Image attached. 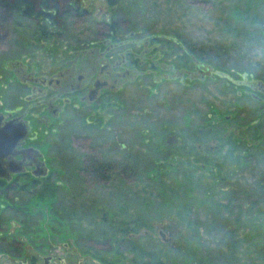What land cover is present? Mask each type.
<instances>
[{
	"label": "rangeland",
	"instance_id": "rangeland-1",
	"mask_svg": "<svg viewBox=\"0 0 264 264\" xmlns=\"http://www.w3.org/2000/svg\"><path fill=\"white\" fill-rule=\"evenodd\" d=\"M77 2L87 13L57 27L13 14L2 32L0 73L3 60L48 66L72 58L70 51L101 37L103 24L95 18L102 9L99 19L140 37L172 35L176 41L166 49H189L208 64L211 77L185 85L186 79L178 83L168 74L160 81L152 73L153 84L140 76L119 89L122 106L72 110L45 137L43 128L32 126L41 146V138L49 142L47 161L59 163L64 174L53 195L14 189L8 200L0 193V264H30L26 255L34 264L47 255L50 264H59L58 258L64 264H132L134 243L153 247L164 264H264V145L255 146L250 131L256 124L264 141V114L240 92L245 80L264 79V0ZM170 52L164 59H171ZM181 137L195 141L194 149ZM86 145L131 168L132 177L85 179L79 166ZM227 152L240 158L241 167L225 158L224 168L206 164ZM175 155L184 156L183 163ZM187 169L190 178L184 177ZM122 218L137 219L138 233L119 235ZM146 232L155 242L137 239Z\"/></svg>",
	"mask_w": 264,
	"mask_h": 264
},
{
	"label": "flooded vegetation",
	"instance_id": "flooded-vegetation-1",
	"mask_svg": "<svg viewBox=\"0 0 264 264\" xmlns=\"http://www.w3.org/2000/svg\"><path fill=\"white\" fill-rule=\"evenodd\" d=\"M99 11L102 12V9H98L95 22L103 24L101 37L84 49L70 51L72 58L48 66L19 59L3 60L0 128L8 126L12 133H16L17 127L25 130L7 155L0 157V193L4 199L13 200L8 192L20 188L24 193L31 189V194H37L44 186L54 191L60 183L57 177L64 174L59 163L54 166V160L50 162L51 168L45 156L49 142L41 138V146L38 131L32 126L43 128L42 135L45 137L56 130L58 119L72 110L90 112L108 106H122L119 89L127 82L138 81L140 76H149L153 84L156 80L152 73L160 81L166 79L163 75L168 74L171 80L176 78L178 83L186 79L185 85L211 77L206 71L208 64L199 61L190 50H185L186 60L182 54L173 52L175 47L166 49L168 43L176 41L172 35L167 37L159 32L158 35L140 37L133 31L120 29L114 20L99 19ZM169 51L170 54L173 52L171 59H164ZM244 84L240 92L258 102L262 106L258 114L263 115L264 79L250 78ZM240 92L235 90L236 96ZM51 260V257L47 260L48 264ZM58 261L64 264L61 258Z\"/></svg>",
	"mask_w": 264,
	"mask_h": 264
},
{
	"label": "trees",
	"instance_id": "trees-1",
	"mask_svg": "<svg viewBox=\"0 0 264 264\" xmlns=\"http://www.w3.org/2000/svg\"><path fill=\"white\" fill-rule=\"evenodd\" d=\"M78 0H0V43L2 42V32L6 29L7 23H10L13 20V14L24 16L28 18H37L42 20H48L53 26L57 27V25H64L68 20H73L75 18H79V16H82L86 14V10L82 8L80 3L77 2ZM107 4L109 6H113V4L117 3L118 0H106ZM41 28V27H40ZM44 35L47 31L45 26L42 25L41 28ZM51 33L55 34L56 31H52ZM186 48H183L181 51L182 57H185L187 60V54L185 53ZM189 50V49H188ZM227 120V119H226ZM248 127V126H247ZM246 127V128H247ZM211 133L215 134L217 133L214 131V129L209 130ZM208 131V132H209ZM251 132H254L255 140L258 139V142L255 143V146H258L259 144L264 145V141H259L260 137H258L259 129L256 124H254L250 128ZM207 135V133H206ZM180 140L184 141L181 143H186L187 148L194 149L193 143L196 141V137L194 136L193 139L195 141H189V139L181 137ZM261 140V139H260ZM189 142L192 143L189 145ZM87 146V145H86ZM258 149V148H257ZM93 148L90 146H87V153L82 154L81 164L79 166V170L81 174H83L85 179H89L92 182H108L109 176L112 173H116L119 176L126 177L130 179L132 176L131 174V168L126 166L125 164H119L117 162H113L110 160H105L100 155H95L93 153ZM193 156V155H192ZM181 155H175L173 158H179L176 161L183 163ZM216 157H211L210 160L206 159V164L213 163L214 167L218 165V167H226V164L224 163V158L230 162L235 163L237 167H241L240 158L236 155H234L232 152H227L224 157L219 161ZM200 158V155H195V160ZM216 158V159H215ZM204 167V165H203ZM214 169V168H213ZM187 175L184 173V177L190 178V176L193 174V172H190L188 169L185 171ZM210 174L215 175L214 170L210 172ZM225 179V177L219 178ZM47 187L44 186L36 195H44L49 194L53 195L54 191L50 189H46ZM19 190V189H17ZM22 190V188H20ZM19 190V191H20ZM9 200V199H8ZM10 200H12L10 198ZM19 201V200H18ZM21 201V200H20ZM23 201H21L22 203ZM20 203V202H19ZM229 205V203H227ZM245 205V204H244ZM241 207V206H239ZM241 210V209H240ZM238 217V216H237ZM147 224V223H145ZM116 231L121 236L129 235L130 233L137 234V227H138V220H125L121 219L117 224ZM150 226V225H149ZM188 227H190V224H188ZM137 239H145L154 241L152 234L150 232H146L145 235L138 234ZM155 242V241H154ZM157 244V243H156ZM159 245V244H157ZM152 245V246H157ZM134 255L132 258V264H164V261H162L160 255L158 252H155L153 247L151 250H145L144 247L134 243L132 245ZM85 251H88L89 249L86 247L83 248ZM26 254L23 255V257ZM221 256V255H220ZM23 259V258H22ZM26 259L30 264H34L35 258L31 256L26 255Z\"/></svg>",
	"mask_w": 264,
	"mask_h": 264
},
{
	"label": "water",
	"instance_id": "water-1",
	"mask_svg": "<svg viewBox=\"0 0 264 264\" xmlns=\"http://www.w3.org/2000/svg\"><path fill=\"white\" fill-rule=\"evenodd\" d=\"M25 130L22 127H17L16 133H12V131L8 128V126L4 128H0V157L7 155L10 148L14 146L17 141V138L23 136ZM158 234L161 238H163L162 231H158ZM50 256H45L42 258V264H48L47 260ZM17 264H27L25 262L17 261Z\"/></svg>",
	"mask_w": 264,
	"mask_h": 264
}]
</instances>
